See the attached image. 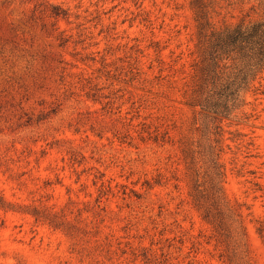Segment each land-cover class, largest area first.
<instances>
[{"label":"rangeland","instance_id":"obj_1","mask_svg":"<svg viewBox=\"0 0 264 264\" xmlns=\"http://www.w3.org/2000/svg\"><path fill=\"white\" fill-rule=\"evenodd\" d=\"M206 2L218 26L264 16V0ZM194 43L189 0H0V264H229L178 151ZM248 100L220 122L219 160L264 264V95Z\"/></svg>","mask_w":264,"mask_h":264},{"label":"trees","instance_id":"obj_2","mask_svg":"<svg viewBox=\"0 0 264 264\" xmlns=\"http://www.w3.org/2000/svg\"><path fill=\"white\" fill-rule=\"evenodd\" d=\"M189 6L195 21V56L182 98L191 109L195 136L178 144L187 195L222 246L220 256L229 264H251L241 213L223 193L220 122L248 119L252 114L244 108L249 95L255 99L264 95V16L218 26L211 20L206 0H189ZM0 209L14 210V204L0 196ZM25 210L35 220L68 229L55 213L35 206Z\"/></svg>","mask_w":264,"mask_h":264}]
</instances>
